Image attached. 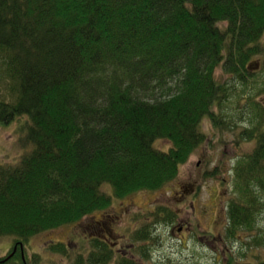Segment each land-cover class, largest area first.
I'll use <instances>...</instances> for the list:
<instances>
[{
  "label": "trees",
  "instance_id": "16d2710c",
  "mask_svg": "<svg viewBox=\"0 0 264 264\" xmlns=\"http://www.w3.org/2000/svg\"><path fill=\"white\" fill-rule=\"evenodd\" d=\"M263 35L264 0H0V125L22 119L28 145L0 170V237L15 239L3 264H38L23 247L33 236L173 181L206 139L203 119L225 128L215 108L255 73ZM259 106L249 125L232 126L255 146L231 170V240L264 210ZM156 216L166 225L175 218L164 206ZM150 233L145 225L136 238ZM91 240L89 258L75 264L111 261L109 244Z\"/></svg>",
  "mask_w": 264,
  "mask_h": 264
},
{
  "label": "rangeland",
  "instance_id": "374dc122",
  "mask_svg": "<svg viewBox=\"0 0 264 264\" xmlns=\"http://www.w3.org/2000/svg\"><path fill=\"white\" fill-rule=\"evenodd\" d=\"M263 47L264 35L261 51ZM250 63L255 66V73L248 76L247 84L237 83L234 99L222 109L215 108L225 119V128H217L203 119L206 139L180 167L173 181L160 190L138 191L113 199L110 207L97 210L79 222L37 234L23 246L25 253L33 256V260L37 257L38 264H75L77 258H89L94 242L91 239L96 238L108 243L113 251L111 261L106 264L117 263L120 256L138 264L264 262V210L251 231H237L233 240L227 238L223 229L224 208L227 209L234 196L238 197L231 171L235 158L255 146L246 140L239 141V130H232L233 122L240 130L249 125V119L255 115V103L262 108L264 102V50ZM215 76L221 81L226 79L220 69ZM223 109L226 113L220 111ZM21 124L22 119L0 125V170L15 165L28 152ZM156 143L160 149L170 146L165 140ZM106 192L111 189L107 188ZM160 206L173 210L172 224L166 225L156 216ZM145 225L151 230L149 238H136ZM14 242V237H0V259L11 251ZM56 243L64 245L67 251L50 249Z\"/></svg>",
  "mask_w": 264,
  "mask_h": 264
},
{
  "label": "flooded vegetation",
  "instance_id": "af4514ba",
  "mask_svg": "<svg viewBox=\"0 0 264 264\" xmlns=\"http://www.w3.org/2000/svg\"><path fill=\"white\" fill-rule=\"evenodd\" d=\"M224 211L226 212V208H224ZM225 215V216H224ZM223 215V221L225 222L224 225H223V229L225 228V225H226V213H224ZM221 216V215H220ZM181 228V227H180Z\"/></svg>",
  "mask_w": 264,
  "mask_h": 264
},
{
  "label": "water",
  "instance_id": "95a60500",
  "mask_svg": "<svg viewBox=\"0 0 264 264\" xmlns=\"http://www.w3.org/2000/svg\"><path fill=\"white\" fill-rule=\"evenodd\" d=\"M21 247H22V245H21ZM15 252V251H14ZM13 252V253H14ZM13 254H10L6 259H4V260H0V263H4L5 261H7L11 256H12Z\"/></svg>",
  "mask_w": 264,
  "mask_h": 264
}]
</instances>
